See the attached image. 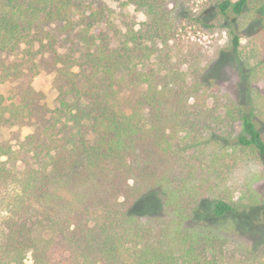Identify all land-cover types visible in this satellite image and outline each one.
Listing matches in <instances>:
<instances>
[{
	"label": "trees",
	"instance_id": "trees-1",
	"mask_svg": "<svg viewBox=\"0 0 264 264\" xmlns=\"http://www.w3.org/2000/svg\"><path fill=\"white\" fill-rule=\"evenodd\" d=\"M97 2L0 0V130L35 125L0 139V264H264L229 241L257 199L223 196L245 156H264V0L213 3L254 25L244 45L227 29L243 104L205 77L200 47L174 53L163 0H126L149 19L138 27Z\"/></svg>",
	"mask_w": 264,
	"mask_h": 264
},
{
	"label": "rangeland",
	"instance_id": "rangeland-1",
	"mask_svg": "<svg viewBox=\"0 0 264 264\" xmlns=\"http://www.w3.org/2000/svg\"><path fill=\"white\" fill-rule=\"evenodd\" d=\"M110 9V19L119 24L122 17L132 21L133 24L148 22L149 19L132 5H127L126 0H96ZM97 2V3H98ZM98 3V4H99ZM214 0H163V5L169 11L174 21L171 32L174 53H182L193 47H200L206 58L205 77L213 81L219 91L238 104L246 102V83L235 56L228 50L227 29L232 28L240 37L241 45L249 39L254 25H246L240 29L236 19L222 20L214 6ZM52 75L41 74L33 80V87L42 93L41 104L49 109L57 106V92L52 84ZM264 93V83L257 86ZM264 132V124L261 129ZM35 131L33 122L23 120L12 126H5L0 130V139L16 145ZM243 163L232 173L228 187L223 191V196L230 198L232 203L246 204L251 197L257 199V205L243 212L239 210L237 216L232 218V223L238 233L229 237L231 243L242 250H237L236 255L246 259V249L258 248L261 253L256 259H264V156L247 155ZM152 206V205H150ZM202 208L209 213L212 202L205 201ZM231 221L225 218L223 223ZM229 246L232 251V247ZM229 264L228 261H226ZM26 264H32L28 255ZM245 260L240 264H245ZM233 264V263H232Z\"/></svg>",
	"mask_w": 264,
	"mask_h": 264
}]
</instances>
